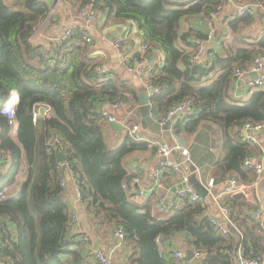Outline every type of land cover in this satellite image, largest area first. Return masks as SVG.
Instances as JSON below:
<instances>
[{"label":"trees","instance_id":"1","mask_svg":"<svg viewBox=\"0 0 264 264\" xmlns=\"http://www.w3.org/2000/svg\"><path fill=\"white\" fill-rule=\"evenodd\" d=\"M75 1L85 8L91 0ZM251 2L264 9V0ZM221 4V0L182 4L105 0L104 7L117 20L136 25L149 48L148 61L153 48L163 54L161 68L145 69L149 84L159 89L151 100L154 112L164 116L186 100L195 108L193 116L177 121L173 133L180 140L194 137L190 160L200 173L212 170L218 185L229 176L246 184L254 176L243 167V160L257 157L259 149L243 143L239 133L245 124L264 123V87L250 90L246 100L235 99L231 90L235 70L250 66L257 53H264V30L259 33L252 26L264 24V12L258 9L255 18L228 22L229 35L220 39L211 66L196 74L189 64L192 53L182 48L188 37L182 23L208 21ZM50 9L43 0H0V193L5 195L0 199L1 264H97L86 236L82 234L81 240L70 234L71 211L60 185L64 173L57 162L59 153L83 190L82 200L94 224L113 234L118 228L124 232L120 248L128 254L125 264H175L161 254L158 241L179 234L191 248L202 251L206 264H232L230 254H235L238 246L246 257L261 256L264 249L254 231L256 225L248 224L252 204L241 195L225 197L222 203L233 219L245 225L241 239L217 235L201 204L184 200L159 220L149 206L132 201L129 188H122L131 179L124 160L147 150L149 144L126 135L119 148L108 149L104 141L107 126L99 111L105 105L138 102L132 76L100 73L102 62L93 57V42L87 44L76 33L53 44L33 40ZM216 69L213 82L203 86ZM11 91L19 98L14 122L17 131L1 114ZM40 107L48 114L33 123L32 114ZM51 135L61 139L62 148L51 151L47 147ZM215 147L216 155L210 151ZM163 172L169 180L174 179L172 171ZM20 174L24 181L14 193Z\"/></svg>","mask_w":264,"mask_h":264},{"label":"crops","instance_id":"2","mask_svg":"<svg viewBox=\"0 0 264 264\" xmlns=\"http://www.w3.org/2000/svg\"><path fill=\"white\" fill-rule=\"evenodd\" d=\"M174 3H188L195 0H171ZM50 6V13L47 19L38 28L33 36V40H38L41 43H55L60 37L64 36L65 31L69 29L77 31H87L88 35L93 42V57L97 58L102 62V67L99 69L102 72H114L121 74L122 77L128 75L132 76L131 83L137 91V96L140 93L148 91L146 86L147 80L138 79L134 74L127 71L126 66L129 60L141 51V45L143 40L140 36L138 28L134 23L122 22L115 18V15L111 13L105 6V0H95V14L91 21H88V13L85 8L80 7L79 2L75 0H43ZM222 4L216 11V14L212 15V18L206 21L191 19L187 22L182 23V30L188 33L186 39V45L182 48L188 50V53H192L196 46L201 45L203 48L202 54L200 56L199 66L204 63L212 62L214 54L216 51L213 50L210 45L211 37L215 30H218L219 42L223 36L227 37L229 31L225 25L228 17L232 16L236 11L238 6L252 3L251 0H221ZM82 11V13H80ZM255 21V19H254ZM253 29L257 31L264 30V24L253 23ZM187 31V32H186ZM120 39L126 45L125 47H115L114 41ZM194 45V48L189 46ZM220 46V43H219ZM218 46V50L219 47ZM163 63V54L156 48H153L149 53V61L147 63L146 70L148 72L151 69L161 68ZM145 70V71H146ZM218 74V69L211 73L209 77L203 83V86L210 85ZM264 74V72H263ZM254 75L241 77L234 80L232 85L231 93L235 99L246 100L250 97L249 83L255 80ZM264 87V86H263ZM139 101V100H138ZM108 112L112 114L116 123L122 126V130H113L109 123H106L107 129L104 133L108 132L115 139L114 149L119 148L126 138L125 127L128 124L137 123L140 125L141 132L140 135L143 141L149 144V148L145 151L134 152L127 156L124 160V166L128 174L132 178H138V186L134 190L129 191L132 194V201L139 206H149L152 216L155 219L162 220L172 213L173 204L176 193L172 194L171 190L180 186L181 184H187L189 178L195 176V179L199 180L203 186L207 185L208 180L216 179L213 178L212 170L209 173L202 174L197 168V172L191 174L187 168L180 166V172L175 174L174 179L169 180L167 176L161 173L159 177L160 188L153 191L151 196L147 199L137 198L135 196L136 191L139 190H149L153 187V171L158 165L159 158L156 157V148L162 142H167L171 140L170 138H165L162 135H156L151 133L149 130H143L140 121L136 117V110L138 108V102L129 101L126 104H121L117 109H113L112 106L106 107ZM195 114V113H194ZM41 117V116H40ZM154 117L159 119L162 116L157 114ZM180 117H177L172 126L170 127L171 134L173 133V126L177 123ZM15 125V124H14ZM13 125V126H14ZM175 135V134H174ZM255 143L250 144L251 146L257 147L259 149V154L257 157H252L255 160L264 162V135L259 133L254 134ZM180 140V137H179ZM194 137H189L187 140L181 138L182 146L188 151L189 162L194 164L190 160L189 148L192 145ZM155 147V150H154ZM216 148L210 149L213 154H218ZM179 160V155H171L169 158L170 162L175 163V160ZM195 165V164H194ZM171 171V170H170ZM253 175V174H252ZM183 177L187 178L185 182ZM254 179V177H253ZM253 181V180H252ZM250 181V182H252ZM218 182V181H217ZM241 182V181H240ZM249 183V182H248ZM246 183V184H248ZM75 181L71 177H66L63 190L65 198L70 206V220H71V233L74 235L81 236L85 235L86 240L89 242V246L92 250H98L103 253L111 254L112 261L114 264H125L127 260V252L125 248L114 249L115 241L114 234L108 228H102L94 224L93 215L86 211V207L83 201H79L75 194ZM191 189V187H188ZM251 196L252 209L249 212L250 219L248 224L256 225L253 219V211L257 206V197L255 191L251 189L249 191ZM213 198L210 199L206 205L205 213L209 217H218L219 215V205L223 203L225 196H222V185L216 184L212 191ZM240 195V194H236ZM234 195V196H236ZM242 196V195H241ZM233 197V196H231ZM245 200V196H242ZM216 198V199H215ZM264 216V212H263ZM241 231H244L245 225L240 224L239 221L233 219ZM248 220V219H247ZM255 233L261 238L258 227L256 225ZM159 251L163 255H168L173 249H180L183 252L188 250H194L188 245V240L183 234L175 235L172 238L165 241H158ZM260 247L264 249V238H261ZM74 246H71L73 249ZM262 255H264V250ZM232 264H236L235 254H230ZM204 254L200 260L193 259L194 264H206L204 262ZM95 264V263H93ZM264 264V262L262 263Z\"/></svg>","mask_w":264,"mask_h":264},{"label":"built area","instance_id":"3","mask_svg":"<svg viewBox=\"0 0 264 264\" xmlns=\"http://www.w3.org/2000/svg\"><path fill=\"white\" fill-rule=\"evenodd\" d=\"M260 9L264 12L262 5L257 3H248L245 5L238 6L234 14L227 18L225 25L228 22H231L238 18L243 17H250L255 18L257 15V10ZM86 12L88 13V21H91L95 14V1L91 0L89 4L85 7ZM82 13V11L80 12ZM76 34L80 35L82 40H84L87 44L92 42V39L88 35L87 31H77L73 29H69L65 31V37H72ZM115 47H125L126 45L120 39H116L113 44ZM203 47L198 45L192 51V55L189 58V64L191 67L194 65H199L200 63V56L202 54ZM149 48L146 44L142 43L141 51L139 54L133 56L131 60L128 61L126 69L128 72L134 74L138 79L144 80L146 79L145 69L147 67L148 59L146 54ZM211 66V62L204 63L201 67L202 68H209ZM100 73H104L99 70ZM264 53H257L254 56L253 63L242 69H237L234 72V79L237 80L241 77L251 76L253 74H257V78L249 83V89L252 90L254 88H262L264 86ZM147 80V79H146ZM146 86L148 90H150L149 94V106H150V114L149 116L153 118L157 123L160 125H165L168 120H170L176 113H180V118H188L194 115L195 108L193 107L192 103L189 100L183 101L182 103L176 105L172 110L166 113L164 116L160 117L156 120L154 115L156 114L153 110L152 105V98L154 95L159 93V89L153 87L149 82H146ZM19 103V98L16 92L11 91L8 95L4 104L1 108V114L6 117L9 124L13 125L15 122V115L17 106ZM113 109H117L120 104L111 105ZM108 105L103 106L100 111V116L106 123L116 122L114 117L111 113L108 112L107 108ZM43 108V107H40ZM39 108V109H40ZM39 109L33 112L31 121L36 123V121L40 118ZM48 111L44 109L43 115L46 116ZM41 116V117H42ZM126 135L133 141H141L142 137L140 135V125L137 123L128 125L125 127ZM259 133L260 135H264V123L259 124H245L239 133V137L243 143L252 144L255 143L254 134ZM172 143L162 142L156 148V157L159 158L158 165L156 166L155 170L153 171V179L154 184L153 187L149 190H139L136 191L135 196L137 198L147 199L151 196L152 192L160 188L159 177L163 170H171L173 173L177 174L180 172V165L170 162L169 158L173 152L179 155L182 162H189L188 158V151L184 149L182 146L179 145V136L171 134ZM47 147L51 151H56L58 148L63 147V142L61 139L56 135H51L47 142ZM59 168L63 171L64 176L61 178V187L64 186L65 178L71 177L75 181V176L70 170V167L64 162L58 163ZM243 167L251 172L254 176L252 182L248 184H244L237 180L235 177L229 176L226 177L225 180L222 182V196L231 197L236 194L244 195L245 201L247 203L251 202V196L249 191L253 189L256 193L257 197V206L253 211V219L258 227L259 234L261 238H264V162L259 160H255L252 157H247L243 160ZM183 180L186 182L187 178L183 177ZM138 178H132L128 182V184H123L122 188L127 189L129 191L134 190L136 186H138ZM76 184V182H75ZM213 179L208 180L207 185L204 186L208 191V201L213 198L212 191L214 189ZM75 194L76 198L79 201H83V190L76 185L75 187ZM5 195L0 193V199H4ZM216 199V198H215ZM184 200H188L191 203H198L201 204L203 207L206 205L208 201L198 196L192 189L186 188L184 190L178 191L176 193L175 199L171 207L179 206L183 203ZM219 215L218 217H209V223L217 235L220 236H233L236 238H242V231L233 220L229 208L226 205H219ZM79 239L83 240L82 236H78ZM124 232L121 228H118L114 232V249L120 248L124 242ZM86 241V239H85ZM92 255L97 264H114L112 261L111 254L103 253L98 250H92ZM193 259L200 260L203 257V253L199 249L193 250ZM168 258L172 259L175 264H194L193 259L188 261L186 259V254L180 249H173L167 255ZM236 264H262L264 262V255H261L256 258H249L246 257L242 251V247L238 246L235 253ZM1 264V262H0Z\"/></svg>","mask_w":264,"mask_h":264},{"label":"water","instance_id":"4","mask_svg":"<svg viewBox=\"0 0 264 264\" xmlns=\"http://www.w3.org/2000/svg\"><path fill=\"white\" fill-rule=\"evenodd\" d=\"M218 30H215L211 37V42L210 45L212 46L213 50L217 52L218 46H219V35H218ZM203 68L199 65H194L192 67V73L196 74L199 71H202ZM254 78H257V74H253ZM149 94L150 90L146 92H142L138 96V108L135 112L137 119L140 121L141 127L143 130H149L151 133L156 134V135H162L165 138H170L171 137V131L170 127L172 126L174 120L177 117H180V113H176L170 120L166 122L165 125H160L157 123L153 118L149 116L150 114V106H149ZM44 108L39 109V114L42 116L43 115ZM109 126L113 130H122V126L119 125L116 122L109 123ZM176 153L173 152L172 155H175ZM65 161V156L61 153L57 155V162L62 163ZM175 163L180 165L183 168H187L191 174H194L197 172V168L195 167L194 164L190 162H182L181 160H175ZM217 179H213V184H217ZM188 187H191V189L201 198L205 199L208 201V191L207 189L201 184V182L197 179H194L193 177L189 178V182L187 184H181L180 186H177L176 188H173L171 190L172 194H175L178 191L184 190ZM193 251L188 250L186 252V259L188 261H191L193 259Z\"/></svg>","mask_w":264,"mask_h":264},{"label":"rangeland","instance_id":"5","mask_svg":"<svg viewBox=\"0 0 264 264\" xmlns=\"http://www.w3.org/2000/svg\"><path fill=\"white\" fill-rule=\"evenodd\" d=\"M206 23H208V21H206ZM14 126H15V127H13L14 131H17V126L16 125H14ZM104 141H105V145L108 149H110V150L114 149L115 139L111 135H109L108 132L104 133ZM23 181H24L23 175L20 174L17 178V181H16L14 187H13L14 193H17L20 190Z\"/></svg>","mask_w":264,"mask_h":264}]
</instances>
